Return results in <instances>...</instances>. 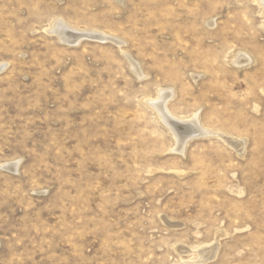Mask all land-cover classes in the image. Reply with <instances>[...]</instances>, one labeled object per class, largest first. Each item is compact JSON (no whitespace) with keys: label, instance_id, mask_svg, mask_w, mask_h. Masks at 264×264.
Segmentation results:
<instances>
[{"label":"rangeland","instance_id":"1","mask_svg":"<svg viewBox=\"0 0 264 264\" xmlns=\"http://www.w3.org/2000/svg\"><path fill=\"white\" fill-rule=\"evenodd\" d=\"M259 2L0 0V264H264ZM161 89L211 134L179 150Z\"/></svg>","mask_w":264,"mask_h":264},{"label":"bare ground","instance_id":"2","mask_svg":"<svg viewBox=\"0 0 264 264\" xmlns=\"http://www.w3.org/2000/svg\"><path fill=\"white\" fill-rule=\"evenodd\" d=\"M122 1V0H121ZM261 6L264 8V0H260L259 2ZM264 12V11H263ZM211 24V23H210ZM48 34L56 35L60 41L66 42L69 44L73 45H79L83 40L85 39H94V40H100V41H115L118 44H121L122 42L110 37L109 35L107 36L106 34H103L101 32H96V31H85V30H78L75 29L69 25H67L63 20H57L51 28L47 30ZM123 44V43H122ZM70 45V46H71ZM117 45V44H116ZM239 56L235 59H233L234 64L236 66H246L248 64H251V59L248 57V55H243V54H238ZM133 64V71L137 74V76L142 79L145 78L146 75L143 74L142 70H140V65L132 61ZM4 69V66H0V71ZM174 90L169 89H161L159 93L157 94V99L153 100H147L148 104L154 108V110L157 112L159 119L161 120L160 122H163L165 125H167L170 129V131L173 133L177 138L178 142V149L179 150H184L186 145H188V142L190 140L197 138V137H203V136H209L211 134L208 129L202 127L200 122L198 121V116L196 115L190 120H182L175 118L171 112L169 111L168 108V102L175 96L174 95ZM226 141L227 138H226ZM232 141V140H231ZM21 161L9 163L6 165H3L1 167L4 169L11 170L13 172H18V166H20ZM216 246V245H215ZM211 255V251L204 250L200 252V261L199 262H204L206 261L209 256ZM185 264H187L185 262Z\"/></svg>","mask_w":264,"mask_h":264}]
</instances>
